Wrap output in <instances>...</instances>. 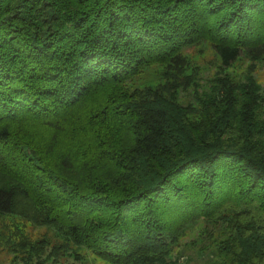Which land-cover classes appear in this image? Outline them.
Segmentation results:
<instances>
[{
	"label": "trees",
	"instance_id": "obj_1",
	"mask_svg": "<svg viewBox=\"0 0 264 264\" xmlns=\"http://www.w3.org/2000/svg\"><path fill=\"white\" fill-rule=\"evenodd\" d=\"M242 57L264 61V0H0V213L62 237L15 230L14 263L184 264L204 220L225 229L205 264H264V83Z\"/></svg>",
	"mask_w": 264,
	"mask_h": 264
},
{
	"label": "rangeland",
	"instance_id": "obj_2",
	"mask_svg": "<svg viewBox=\"0 0 264 264\" xmlns=\"http://www.w3.org/2000/svg\"><path fill=\"white\" fill-rule=\"evenodd\" d=\"M188 55L191 60L188 71L191 68L197 69L205 80L215 76L220 68V58L209 45L195 46L188 50ZM252 69H254L257 79L264 83V61L253 62L242 57L234 63L230 71L236 75H243ZM160 78L161 71L159 67L153 66L144 71L138 82L141 85L148 84L155 86L160 81ZM180 98L184 102L189 100V96L183 94H181ZM171 212V215H173L174 212ZM206 226L207 223L201 220L194 227L189 228L186 234L174 246L173 257H179L183 253L184 256H181V261L184 264H205V258L198 249L206 245L213 248V239L215 237H223L225 230L222 225H217L212 228ZM205 227L210 228L213 232L211 240H205L206 235L203 232ZM15 230L22 231L33 239L39 240L45 237L55 242L57 239L62 240L61 235H59L55 228L46 225H35L19 215L0 213V264H15L13 260V249L18 240V234ZM78 252L82 254V258L80 259H77L71 251H68L57 261H50L48 264H111L96 257L85 248H79Z\"/></svg>",
	"mask_w": 264,
	"mask_h": 264
}]
</instances>
